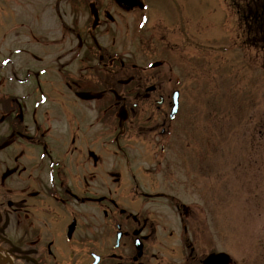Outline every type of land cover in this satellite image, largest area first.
<instances>
[{"label":"flooded vegetation","instance_id":"flooded-vegetation-1","mask_svg":"<svg viewBox=\"0 0 264 264\" xmlns=\"http://www.w3.org/2000/svg\"><path fill=\"white\" fill-rule=\"evenodd\" d=\"M142 1L125 7L115 0H54L52 16V0H45L47 21L41 13L30 16L28 70L36 87L61 84L62 103L58 114L36 117L33 95L28 115L21 97L0 91V252L12 255L13 264H223L210 261L222 250L211 247L205 202L185 204L167 178L150 187L146 170L138 175L129 165L125 175L109 158L121 152L132 163V151L140 150L134 142L152 133L151 164L179 152L165 138L179 137L176 118H169L179 89L162 72L165 58L149 54L147 68L126 47L127 37L116 43L115 31L123 34L114 19H144ZM41 71L56 77L46 76L43 85ZM180 101L179 91L181 107ZM57 120L62 132L54 138ZM188 148L194 181L208 171L210 150ZM117 183L121 193H132L131 204L116 199Z\"/></svg>","mask_w":264,"mask_h":264},{"label":"rangeland","instance_id":"rangeland-1","mask_svg":"<svg viewBox=\"0 0 264 264\" xmlns=\"http://www.w3.org/2000/svg\"><path fill=\"white\" fill-rule=\"evenodd\" d=\"M146 2L149 11L145 13L150 19L130 15L127 19L131 20L121 24V19H114L123 34L115 31L116 43L127 37L131 43L127 42L126 47L143 64L151 61L149 54L162 55L165 75L167 69H172L169 79L181 78L178 87L182 107L173 123L179 137L173 142L172 136H165L168 143L179 146V152L169 162L167 156L166 161L151 164L155 150L152 143L156 142L152 133L134 142L140 150L132 151V163L121 152L109 158L125 175L129 165L133 173L146 170L141 175L150 187L158 184L154 183L159 182L157 178H167L185 204L196 201L203 206L205 202L211 213V247L229 254L228 264H264V44H255L259 36L255 40L248 37L247 27L239 18L240 5H245L246 0ZM44 4L45 0H0V91L3 88L21 97L25 103L22 110L28 115L33 113V95L36 117H41L44 110L50 115L58 114L62 103L61 84L53 86V90L43 80L46 76L54 80L55 75L41 76L45 85L40 88L28 70V19L32 14H42L47 21L40 10ZM53 4L54 0L52 16ZM160 36L164 39L160 40ZM154 38L157 40L153 42ZM150 44L155 53L146 48ZM57 117L53 115V119ZM61 126L58 120L53 121L54 138L62 132ZM190 144L210 150L205 163L208 171L196 173L194 181ZM114 189L117 200L131 204L134 197L131 192L121 193L125 191L122 184L117 183Z\"/></svg>","mask_w":264,"mask_h":264},{"label":"water","instance_id":"water-1","mask_svg":"<svg viewBox=\"0 0 264 264\" xmlns=\"http://www.w3.org/2000/svg\"><path fill=\"white\" fill-rule=\"evenodd\" d=\"M118 2H122L121 4H123V6L125 7H129V6H132L134 0H131V1H126V0H117ZM217 256L213 255L212 256V262H217V261H228V256H218V258H216Z\"/></svg>","mask_w":264,"mask_h":264},{"label":"bare ground","instance_id":"bare-ground-1","mask_svg":"<svg viewBox=\"0 0 264 264\" xmlns=\"http://www.w3.org/2000/svg\"><path fill=\"white\" fill-rule=\"evenodd\" d=\"M31 19H28V21ZM0 264H11L12 263V259L10 257H8L7 255H2L0 253Z\"/></svg>","mask_w":264,"mask_h":264},{"label":"trees","instance_id":"trees-1","mask_svg":"<svg viewBox=\"0 0 264 264\" xmlns=\"http://www.w3.org/2000/svg\"><path fill=\"white\" fill-rule=\"evenodd\" d=\"M262 1H264V0H262ZM264 4V3H263ZM252 16L254 17V19H249L250 21H252V23L254 24V25H259L260 24V22L258 21V22H256V13H253L252 14Z\"/></svg>","mask_w":264,"mask_h":264}]
</instances>
